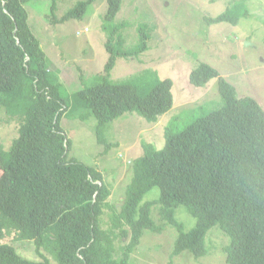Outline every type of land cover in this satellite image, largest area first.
Listing matches in <instances>:
<instances>
[{
  "label": "trees",
  "instance_id": "obj_1",
  "mask_svg": "<svg viewBox=\"0 0 264 264\" xmlns=\"http://www.w3.org/2000/svg\"><path fill=\"white\" fill-rule=\"evenodd\" d=\"M30 1L0 0V111L16 125L10 147L0 146V264H51L23 258L3 241L9 235L16 242L33 241L37 260L43 250L59 264H131L143 232H163L151 218L154 206L178 231L173 256L185 251L195 258L206 256L205 238L218 225L230 238L224 249L228 264H264V109L259 102L239 97L216 69L200 64L190 73V83L205 87L217 78L224 106L180 132L168 129L162 149L144 143V155L131 164L133 177L117 210L103 172L69 159L62 118L67 112L91 111L99 143L108 144L106 126L127 113L158 124L176 106L173 81L157 79L142 89L111 79L118 59L146 52L151 36L139 25L138 46L124 49L119 33L125 27H110L122 0H105L102 29L109 58L102 81L64 99L31 30ZM91 1L62 18L54 16V3L51 22L80 18ZM239 20L226 12L209 22L236 26ZM153 188H159L160 198L143 202ZM180 205L198 220L188 232L175 219Z\"/></svg>",
  "mask_w": 264,
  "mask_h": 264
},
{
  "label": "rangeland",
  "instance_id": "obj_2",
  "mask_svg": "<svg viewBox=\"0 0 264 264\" xmlns=\"http://www.w3.org/2000/svg\"><path fill=\"white\" fill-rule=\"evenodd\" d=\"M83 2L87 0H31L26 5L31 30L47 56L49 75L55 84H61L64 99L100 83L109 58L104 46L107 35L102 29L106 5H100L105 0L88 4L80 18L56 25L51 22L54 3V16L61 18ZM226 12L239 16V24L209 22ZM117 25L125 27L119 34L126 50L138 46L139 25L151 31V39L149 49L138 57L119 58L111 79L147 89L157 79L169 78L176 103L157 126L137 113L116 119L106 126L103 135L108 144L99 143L97 120L91 111L86 115L67 112L62 118L61 125L70 142L69 159L99 168L113 188L111 202L120 210L133 177L131 164L144 155L143 144L162 149L168 129L180 132L224 106L217 79L205 87L190 83V73L200 64L212 66L235 86L239 97H252L264 109V0H122L121 10L110 27ZM15 137L16 125L9 123L0 111V146L8 149ZM160 194L159 188H153L143 202L158 200ZM151 218L163 232L144 231L131 264H228L224 249L230 238L218 225L205 238L206 256L195 258L190 251L173 256L177 229L161 219L158 206L151 208ZM175 219L185 232L195 228L198 221L184 205L176 209ZM104 220L109 223L110 217L105 216ZM3 241L13 245L25 259H48L51 264H59L50 252L43 250L44 256L37 260L33 241L16 242L14 235Z\"/></svg>",
  "mask_w": 264,
  "mask_h": 264
},
{
  "label": "clouds",
  "instance_id": "obj_3",
  "mask_svg": "<svg viewBox=\"0 0 264 264\" xmlns=\"http://www.w3.org/2000/svg\"><path fill=\"white\" fill-rule=\"evenodd\" d=\"M88 1H91V0H87V2H88ZM94 2H95V0H94V1H91L89 4L94 3ZM103 4L106 5V12H107V3H105V2L100 3L101 6H102ZM53 6H54V5H52V9H51V11H53ZM73 9H74V8H73ZM106 12H105V15H106ZM64 15H65V14H64ZM64 15H63V16H64ZM63 16H62V17H63ZM62 17H61V18H62ZM104 17H105V16H104ZM211 24H216V23H211ZM138 28H139V27H137V33H138V38H139L140 35H139V32H138ZM86 31H87V29H85L84 32H82V31L77 32V36L80 35V33H85ZM148 31H149V35H150V32H151V31H150L149 29H148ZM150 36H151V35H150ZM149 40H150V39H149ZM149 40L147 41V43H149ZM139 42H140V38H139ZM105 43H106V42H105ZM104 46H105V44H104ZM105 48H106V47H105ZM106 52H107V50H106ZM107 53H108V52H107ZM108 54H109V53H108ZM221 77H222V76H221ZM222 78H223V77H222ZM215 79H217V78H215ZM224 79H225V78H224ZM212 80H213V79H212ZM217 80H218V79H217ZM210 81H211V80H210ZM210 81H209V82H210ZM209 82H208V83H209ZM218 88H219V84H218ZM155 126H157V125H155Z\"/></svg>",
  "mask_w": 264,
  "mask_h": 264
},
{
  "label": "crops",
  "instance_id": "obj_4",
  "mask_svg": "<svg viewBox=\"0 0 264 264\" xmlns=\"http://www.w3.org/2000/svg\"><path fill=\"white\" fill-rule=\"evenodd\" d=\"M160 122H161V121H160ZM160 122H159V123H160ZM159 123H158V124H159ZM158 124H156V125H158Z\"/></svg>",
  "mask_w": 264,
  "mask_h": 264
}]
</instances>
